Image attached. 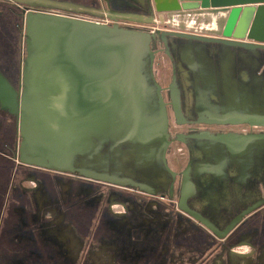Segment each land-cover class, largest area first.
Masks as SVG:
<instances>
[{
  "label": "flooded vegetation",
  "instance_id": "1",
  "mask_svg": "<svg viewBox=\"0 0 264 264\" xmlns=\"http://www.w3.org/2000/svg\"><path fill=\"white\" fill-rule=\"evenodd\" d=\"M56 1L75 7H40L21 0H0V73L19 89L26 56L24 18L29 12L153 33L151 81L160 87L168 117L165 162L169 171L159 159L150 164L154 167L148 171L150 174L146 170L129 171L122 164L127 161L122 158L124 155L107 153L106 147L89 158H77L73 165L75 169L88 171L92 177L76 170L57 171L21 164L17 160L21 140L18 116L0 109V239L9 246V264H264V162H261L264 140H252L232 156L227 150L212 147L209 140H200L205 150H199L196 144L199 140L186 136L199 131L264 133V126L259 125L189 122L191 116L196 117L193 110L201 109V104L207 101L201 97L205 96L201 89L191 86L202 88V80L212 73L214 92L210 91L208 97L216 102L221 94L219 86L223 85L226 60L234 61L231 66L234 72L237 54L228 52L225 46L218 57L203 48H198L197 54L188 40L169 35L165 46L160 38L166 32L210 35L201 32L202 29L197 33L174 27L149 30L144 26L151 27L162 20V14L155 12L149 0ZM117 13H138L151 16L152 21L133 22ZM131 23L140 26L132 27ZM178 25L181 26H175ZM159 52L170 65L169 69L162 65L165 84L158 79L155 58ZM193 57L197 61V73H192ZM179 63L184 64L186 71L180 70ZM215 65L219 73H213ZM174 73L183 118H176L169 98ZM211 88L209 85L208 89ZM222 113L218 112L217 116ZM175 142L185 147L182 168L171 166L168 160ZM247 153L256 156L251 166L258 163L261 169L255 164L246 173L248 176L241 168L236 175V164L248 166L241 158ZM223 161L229 170L224 168ZM205 165L210 169H203ZM188 166L190 185L186 187L185 204L206 218L216 233L180 207L183 172ZM102 176L114 182L102 180ZM143 182L151 185L150 191L135 185ZM247 210L227 233L218 236Z\"/></svg>",
  "mask_w": 264,
  "mask_h": 264
},
{
  "label": "water",
  "instance_id": "2",
  "mask_svg": "<svg viewBox=\"0 0 264 264\" xmlns=\"http://www.w3.org/2000/svg\"><path fill=\"white\" fill-rule=\"evenodd\" d=\"M21 2L40 7H75L56 0ZM149 3L155 12L165 13L171 22L179 14L180 17L194 14L197 20L198 15H205V22L209 14L218 16L212 29L200 30L211 37L166 32L160 38L165 46L166 35L175 36L188 40L194 53L203 48L218 57L225 46L228 52L239 57L237 66L241 65V55V61L245 62L247 53L255 56L259 65L264 64V0H149ZM117 14L133 22L152 21L151 16L138 13ZM24 24L26 56L19 89L0 73V109L18 116L21 138L18 162L57 171L76 170L92 177L88 171L75 169L73 165L77 158H89L93 152L101 153L106 147L107 153L124 155L122 158L127 161L122 164L129 171L146 170L150 174L148 171L154 169L150 164L157 159L169 171L165 162L168 117L160 87L151 81L154 52L150 44L154 34L45 13H27ZM213 70L219 73L218 66ZM227 71L225 68L216 102L208 97L215 83L212 73L210 76L206 73L208 77L202 80V88L191 84L192 89L203 91L205 96L201 97L207 101L201 104V109L193 110L196 117L191 116L189 122L264 126V89L254 98L241 80H227ZM170 87L174 114L176 118H183L175 73ZM218 112L223 113L217 116ZM186 136L199 140L196 143L199 150H205L200 140H209L212 147L227 150L232 156L252 140H264V133L199 131ZM203 169L209 170L210 166L205 165ZM188 171L189 166L183 172L180 207L216 233L206 218L185 204L186 187L190 185ZM101 178L111 181L105 176ZM135 185L147 191L151 188L145 182ZM246 212L234 218L218 236L227 233Z\"/></svg>",
  "mask_w": 264,
  "mask_h": 264
},
{
  "label": "crops",
  "instance_id": "3",
  "mask_svg": "<svg viewBox=\"0 0 264 264\" xmlns=\"http://www.w3.org/2000/svg\"><path fill=\"white\" fill-rule=\"evenodd\" d=\"M246 58L245 62L243 61H239L240 62V66L235 65V70L234 72H232L231 70V66L234 63L231 62V60H226V68H228V71L226 72V78L227 80L230 81H236V80H241L242 83L246 84L248 86L247 89V93L251 96H253L254 98H256L258 95L261 94V92L263 91L262 89H264V64L263 65H257V60L255 58V56L247 53L244 55ZM239 58V57H238ZM197 61L194 59V57L192 58V65H193V69L194 72L192 73H197ZM179 68L180 70H185V66L182 63H179ZM250 69V70H249ZM185 73V72H183ZM188 73V71H187ZM235 73V74H234ZM252 73V75H251ZM263 80V81H262ZM262 81V83H261ZM236 84V83H235ZM234 84V85H235ZM245 151H247L245 149ZM256 156H252V154H246V155H241V158L243 160H245L244 162L248 163V166H246L245 164H242V166H237L235 167V173L236 175L240 174V172L242 171V173H245V175L248 176V174H246L249 170L253 169L255 167V164L258 166L257 169H261L260 164L258 163H254V165L252 164L251 166V162L256 160L255 158ZM255 158V159H254ZM264 162V152H262L261 154V162ZM264 166V165H263ZM228 168L229 170V165L226 166V164L224 165V168ZM241 168V171H240ZM243 168V169H242ZM244 170V171H243ZM10 234V233H8ZM6 234V235H8ZM7 241L0 239V264H9L8 261V255H10V251H9V246H7L6 243ZM10 257V256H9Z\"/></svg>",
  "mask_w": 264,
  "mask_h": 264
},
{
  "label": "rangeland",
  "instance_id": "4",
  "mask_svg": "<svg viewBox=\"0 0 264 264\" xmlns=\"http://www.w3.org/2000/svg\"><path fill=\"white\" fill-rule=\"evenodd\" d=\"M199 16V15H198ZM164 17V18H163ZM174 17H177V18H174L173 21L174 22H171V20H167V16L166 14L162 13L160 19L161 23H158V24H155L151 27H148V26H144L146 28H148L149 30H152L153 27L156 28V27H159V28H163V27H166V29H170V28H179V25L178 26H175L177 25L178 23L182 24L184 26L183 29L181 30H195L193 32L197 33L200 29H203V28H208L210 27L209 25H205L207 22H204L205 21V16L202 18V19H198L197 20V16H194V14H190V13H187L185 14V16H181L180 17V14L179 15H176ZM184 17V18H183ZM159 21V19H157ZM174 24V26H173ZM132 27H135V26H140L139 24H134V23H131ZM190 27V28H189ZM214 27V26H212ZM191 28H194V29H191ZM147 29V30H148ZM164 56L162 55V53H158L156 55V58H155V63H156V66H158L159 68V74H158V79L162 81L163 84H165L167 82L166 78H163V76H161V70L163 68L162 65H167V68L169 69V62L166 61L165 58H163ZM168 71V70H167ZM168 79V77H167ZM243 128V127H241ZM175 129V128H174ZM177 129V128H176ZM183 130L185 129V126H183L182 128ZM184 146L182 145V143H177L175 142L170 150H169V153H168V160H169V163L171 166L173 167H176V168H182L183 165L185 164V161H183V151H184ZM179 152H181L182 154L180 155Z\"/></svg>",
  "mask_w": 264,
  "mask_h": 264
},
{
  "label": "bare ground",
  "instance_id": "5",
  "mask_svg": "<svg viewBox=\"0 0 264 264\" xmlns=\"http://www.w3.org/2000/svg\"><path fill=\"white\" fill-rule=\"evenodd\" d=\"M185 16V15H184ZM205 15H199L198 16V19H202L203 17H204ZM216 17H218L217 15H210L209 14V16L207 17L206 16V18H207V23L205 24V25H209L211 28H212V26H214V20H215V18ZM184 18V17H183ZM205 22V21H204ZM178 24H180V23H178Z\"/></svg>",
  "mask_w": 264,
  "mask_h": 264
}]
</instances>
